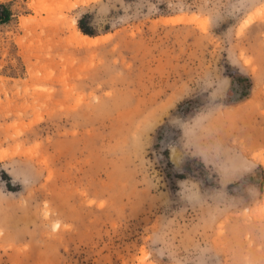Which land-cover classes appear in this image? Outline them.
<instances>
[{
	"label": "rangeland",
	"instance_id": "374dc122",
	"mask_svg": "<svg viewBox=\"0 0 264 264\" xmlns=\"http://www.w3.org/2000/svg\"><path fill=\"white\" fill-rule=\"evenodd\" d=\"M0 4V264H264V0Z\"/></svg>",
	"mask_w": 264,
	"mask_h": 264
},
{
	"label": "trees",
	"instance_id": "16d2710c",
	"mask_svg": "<svg viewBox=\"0 0 264 264\" xmlns=\"http://www.w3.org/2000/svg\"><path fill=\"white\" fill-rule=\"evenodd\" d=\"M8 18H9V11L5 6L0 4V21L5 22L8 20ZM82 32L84 34L90 35V33L87 32V30H82ZM240 83L245 84L246 86L249 85V81L247 79H242Z\"/></svg>",
	"mask_w": 264,
	"mask_h": 264
},
{
	"label": "bare ground",
	"instance_id": "6f19581e",
	"mask_svg": "<svg viewBox=\"0 0 264 264\" xmlns=\"http://www.w3.org/2000/svg\"><path fill=\"white\" fill-rule=\"evenodd\" d=\"M174 22V21H173ZM73 30L75 32V35L80 39V42L84 45H92L95 44L96 42L100 41V38H90L86 35H83L80 33L77 28L74 26ZM74 34V33H73ZM103 43V42H102ZM80 44V43H79Z\"/></svg>",
	"mask_w": 264,
	"mask_h": 264
}]
</instances>
